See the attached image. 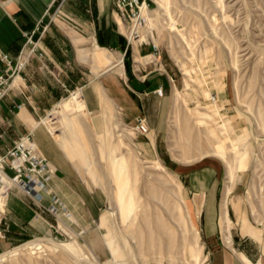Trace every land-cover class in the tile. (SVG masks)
<instances>
[{
	"label": "rangeland",
	"instance_id": "obj_1",
	"mask_svg": "<svg viewBox=\"0 0 264 264\" xmlns=\"http://www.w3.org/2000/svg\"><path fill=\"white\" fill-rule=\"evenodd\" d=\"M150 7L140 29L144 42L138 44L151 46L154 56L136 68H158L172 84L147 111L153 130L136 131L117 107L106 110L104 120L86 107L74 108V125L90 161L81 162L84 174L78 170L103 197L100 213L87 223L74 217L69 224L50 223V234L25 238L1 251L0 264H206L196 222L200 213L195 214L193 194L185 187L194 176L226 183V193L239 182L235 192L246 204L243 212L264 225V0H153ZM132 63L136 65L125 56L126 67ZM72 92L44 118L55 116L65 101L79 102L80 93ZM207 121H214L215 136L206 131ZM232 123L246 134L243 142ZM186 125L201 133L202 143L187 148L192 139L183 138ZM52 133L56 138L58 131ZM113 167L118 172L112 173ZM119 185L124 191L120 200ZM21 189L35 202L37 215L58 211L55 205L40 204L41 194ZM8 195H0V212ZM0 236L5 238L7 229ZM117 236L127 243L130 259L119 252L117 257L110 248L107 238Z\"/></svg>",
	"mask_w": 264,
	"mask_h": 264
},
{
	"label": "crops",
	"instance_id": "obj_2",
	"mask_svg": "<svg viewBox=\"0 0 264 264\" xmlns=\"http://www.w3.org/2000/svg\"><path fill=\"white\" fill-rule=\"evenodd\" d=\"M118 16L114 0H0V51L10 60L9 64L0 60V72L10 77L0 100V148L32 132L56 169L36 201L58 208L56 213L37 215L35 202L15 188L0 212V231L7 229V236H0V252L25 238L50 234V223L57 220L69 224L74 217L87 223L99 215L103 197L80 175L85 173L81 162L90 165V161L74 125V108L86 107L104 120L107 111L117 107L124 120L136 124L137 117L144 116L149 132L153 130L147 111L159 98L158 89L164 93L172 84L158 68H136L154 56L152 48L128 42ZM125 56L136 65L126 67ZM69 92L80 93L79 102L65 101L55 116L44 118ZM112 158L113 153L110 165ZM114 172L118 169L113 167ZM186 183L188 194H193L192 208L200 213L196 222L206 264H264V225L243 212L246 204L235 192L240 183L229 193L226 183L200 176Z\"/></svg>",
	"mask_w": 264,
	"mask_h": 264
},
{
	"label": "built area",
	"instance_id": "obj_3",
	"mask_svg": "<svg viewBox=\"0 0 264 264\" xmlns=\"http://www.w3.org/2000/svg\"><path fill=\"white\" fill-rule=\"evenodd\" d=\"M153 0H114L119 17L127 28H130L132 38L139 39L138 31L134 27L145 23L142 15L143 8L151 9ZM127 39L130 43V36ZM144 40L140 43H143ZM0 60L10 63L9 56L0 51ZM9 75L0 72V100L6 95L10 86ZM163 94V90H158ZM134 129L140 133H147L149 127L143 116H138ZM55 171L48 158L40 153L32 134L18 137L10 146L0 148V195L6 197L13 186H19L32 196H40V191L48 187V183Z\"/></svg>",
	"mask_w": 264,
	"mask_h": 264
},
{
	"label": "bare ground",
	"instance_id": "obj_4",
	"mask_svg": "<svg viewBox=\"0 0 264 264\" xmlns=\"http://www.w3.org/2000/svg\"><path fill=\"white\" fill-rule=\"evenodd\" d=\"M146 9H148L147 7H145V8H143V10H142V15L143 16H145V13H144V11L146 10ZM143 25H140V26H136V27H134L133 28V30H136V31H138L139 32V34H140V29H141V27H142ZM125 29H126V31H127V34H128V36H130L131 37V39H132V42H141L142 41V39H136V38H132V36H131V33H132V31H131V29L130 28H127L126 26H125ZM216 98V97H215ZM215 98H213L214 100H215ZM217 99V101L216 102H214V105H217L218 104V98H216ZM235 114V113H234ZM218 115L221 117L222 115H220V112H218ZM233 116V115H232ZM239 116V115H238ZM230 119L229 120H231L232 122H233V120H234V117H229ZM222 119H223V117H222ZM226 121V120H225ZM235 123V122H234ZM234 123H232L233 125H234ZM222 124H223V122H222ZM214 121H207L206 123H205V128H206V131L209 133V134H213L214 136H215V128H214ZM223 125H225V124H223ZM226 126V125H225ZM217 128V127H216ZM234 130H235V132L237 133V135H240V137H242V142L244 141V139H245V137H246V134L244 133V131H243V129L241 130V132H237V130H236V126L234 125V128H233ZM182 134H183V138H185L186 140H190V139H192V141H191V143L189 144V146H187V148H190L191 146H196L197 144H199V143H202V141H203V137L201 136V133H196V132H193L192 131V128H190L188 125H186L185 127H183V129H182ZM221 139V138H220ZM207 149V148H206ZM212 149H214V147H212ZM243 160H241V164H242V168H243V166H245V160H244V157L242 158ZM162 168H164L163 166H161ZM230 188H231V186H229ZM121 189V190H118V191H116V195L118 196V198H119V200L121 199L120 197H122V195L124 194V191H122V187H121V185H119L118 186V189ZM104 220H105V218H104ZM101 224H102V226H104L105 224H104V222H103V220L101 221ZM107 241H109V246H110V248L113 250V252L114 251H116V253L114 252V254L118 257V254H117V252H119V256L121 255V256H123L124 257V255H125V257H127V258H129L130 259V256H131V254H130V252H129V248H128V245H127V243H126V245H123L121 242H120V239L118 238V236L117 237H115V238H111L110 237V240H109V237L107 238ZM122 251V252H121ZM121 252V253H120ZM126 258V259H127Z\"/></svg>",
	"mask_w": 264,
	"mask_h": 264
},
{
	"label": "trees",
	"instance_id": "obj_5",
	"mask_svg": "<svg viewBox=\"0 0 264 264\" xmlns=\"http://www.w3.org/2000/svg\"><path fill=\"white\" fill-rule=\"evenodd\" d=\"M126 54H128V51L126 52Z\"/></svg>",
	"mask_w": 264,
	"mask_h": 264
}]
</instances>
